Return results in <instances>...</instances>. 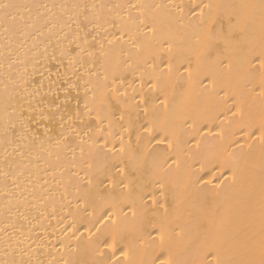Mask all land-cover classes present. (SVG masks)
Wrapping results in <instances>:
<instances>
[{
	"label": "bare ground",
	"instance_id": "6f19581e",
	"mask_svg": "<svg viewBox=\"0 0 264 264\" xmlns=\"http://www.w3.org/2000/svg\"><path fill=\"white\" fill-rule=\"evenodd\" d=\"M1 14L0 264H264V0Z\"/></svg>",
	"mask_w": 264,
	"mask_h": 264
},
{
	"label": "rangeland",
	"instance_id": "374dc122",
	"mask_svg": "<svg viewBox=\"0 0 264 264\" xmlns=\"http://www.w3.org/2000/svg\"><path fill=\"white\" fill-rule=\"evenodd\" d=\"M8 12H9V11H6V12H5V15H4L3 13H2V14L6 17V14H7ZM2 14H1V17H0V23H1L2 20L4 19V18H3L4 16H2ZM1 18H2V19H1ZM6 19H7V18H6ZM4 20H5V19H4ZM4 20H3V21H4ZM5 21H6V20H5ZM0 36H1V34H0Z\"/></svg>",
	"mask_w": 264,
	"mask_h": 264
}]
</instances>
